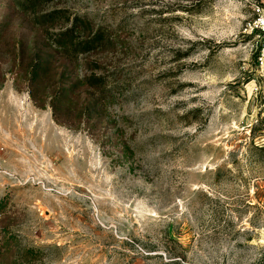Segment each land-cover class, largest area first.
<instances>
[{"label":"rangeland","instance_id":"obj_1","mask_svg":"<svg viewBox=\"0 0 264 264\" xmlns=\"http://www.w3.org/2000/svg\"><path fill=\"white\" fill-rule=\"evenodd\" d=\"M257 17L264 0H0V264H264ZM70 28L104 42L55 47Z\"/></svg>","mask_w":264,"mask_h":264},{"label":"trees","instance_id":"obj_2","mask_svg":"<svg viewBox=\"0 0 264 264\" xmlns=\"http://www.w3.org/2000/svg\"><path fill=\"white\" fill-rule=\"evenodd\" d=\"M81 23H83L84 21H80ZM74 28H70V29H66L64 31H59L55 34V38L53 39V45L55 47H60L64 50H68L71 49L72 51L75 50H81L80 48L86 47L88 49H94V48H100L102 46V42L103 41V36L102 33L99 31V29L96 30H89L86 37L81 40V41H75L73 38H69L66 43H62L60 37L61 35L73 31ZM50 55V54H49ZM49 55L47 56H43V57H39L34 59L30 65L28 66V80L30 82V85L32 86L33 84L35 85V83L39 82V79L41 78V76L43 75L44 71L47 69V67H49L50 65V61H49ZM87 85L90 86H101V81L99 80H95V81H90L89 83H87ZM68 91L67 87H64L62 89V93L60 95H58V99H52L50 100V106L52 108V114L55 115L56 109H57V103H59V100L62 96L65 95V93ZM30 96H33L32 93H30ZM96 105V102L92 103V102H88L86 105ZM85 108H89L87 106H85ZM264 149V147H259Z\"/></svg>","mask_w":264,"mask_h":264},{"label":"built area","instance_id":"obj_3","mask_svg":"<svg viewBox=\"0 0 264 264\" xmlns=\"http://www.w3.org/2000/svg\"><path fill=\"white\" fill-rule=\"evenodd\" d=\"M255 28H264V18L257 17L254 23ZM264 53V44L261 46V55ZM260 59V57H259Z\"/></svg>","mask_w":264,"mask_h":264}]
</instances>
